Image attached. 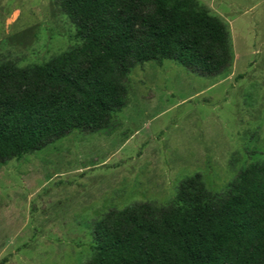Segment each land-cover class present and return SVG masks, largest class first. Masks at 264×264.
Here are the masks:
<instances>
[{"label": "rangeland", "instance_id": "obj_1", "mask_svg": "<svg viewBox=\"0 0 264 264\" xmlns=\"http://www.w3.org/2000/svg\"><path fill=\"white\" fill-rule=\"evenodd\" d=\"M197 1L226 24L229 67L208 77L171 59L137 64L105 128L0 163V264H83L107 210L167 204L196 173L219 194L264 162V0ZM80 44L59 0H0V63H43Z\"/></svg>", "mask_w": 264, "mask_h": 264}, {"label": "trees", "instance_id": "obj_2", "mask_svg": "<svg viewBox=\"0 0 264 264\" xmlns=\"http://www.w3.org/2000/svg\"><path fill=\"white\" fill-rule=\"evenodd\" d=\"M81 39L43 63H0V163L72 130L105 128L128 102L137 64L171 59L213 77L230 65L225 22L197 0H59ZM83 264H264V162L219 194L196 173L172 201L107 210ZM5 259H1L3 263Z\"/></svg>", "mask_w": 264, "mask_h": 264}]
</instances>
